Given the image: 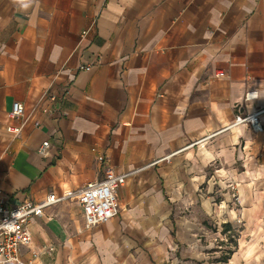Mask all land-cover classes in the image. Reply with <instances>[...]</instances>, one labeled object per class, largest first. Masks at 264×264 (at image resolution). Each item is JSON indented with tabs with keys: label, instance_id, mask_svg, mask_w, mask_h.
<instances>
[{
	"label": "crops",
	"instance_id": "0c3cea01",
	"mask_svg": "<svg viewBox=\"0 0 264 264\" xmlns=\"http://www.w3.org/2000/svg\"><path fill=\"white\" fill-rule=\"evenodd\" d=\"M249 90L258 97L246 101ZM16 100L20 133L5 129ZM260 108L264 0H0L9 198L75 193L104 177L100 154L131 171L104 223L87 228L75 196L34 216L23 264H209L207 223L224 234L264 223V129L231 126Z\"/></svg>",
	"mask_w": 264,
	"mask_h": 264
},
{
	"label": "built area",
	"instance_id": "2783aa9c",
	"mask_svg": "<svg viewBox=\"0 0 264 264\" xmlns=\"http://www.w3.org/2000/svg\"><path fill=\"white\" fill-rule=\"evenodd\" d=\"M86 31H83L85 34ZM82 68L91 69L92 65ZM51 100H57L58 95L48 92ZM258 97L257 90H249L245 94V100H254ZM49 112V108H43ZM264 108L256 111L239 114L231 126L245 124L253 131L259 132L264 129L262 113ZM57 112L58 109H57ZM11 122L5 124V129L14 133H20L25 123V104L16 100L9 111ZM39 124V121H37ZM52 143L49 139L42 142L39 152L43 155L48 153ZM98 159L104 166V177L100 180L86 182L75 193L72 190L64 191L61 195L50 192L39 201H35L24 193L23 199L13 201L0 186V264H23L20 249L22 246L30 247L33 241L31 227L32 218L37 215H45V210L63 201L67 197H77L83 207L85 226L91 228L104 223L119 215L122 211L118 196V190L125 185L131 171L118 172L110 164V160L103 154ZM74 194V195H73Z\"/></svg>",
	"mask_w": 264,
	"mask_h": 264
},
{
	"label": "rangeland",
	"instance_id": "374dc122",
	"mask_svg": "<svg viewBox=\"0 0 264 264\" xmlns=\"http://www.w3.org/2000/svg\"><path fill=\"white\" fill-rule=\"evenodd\" d=\"M210 228V232L206 235L204 229L198 230V237H201L203 246L206 249L203 252H207L209 264H222L216 262L227 250L232 249L231 258L226 261V264H264V223H247V225L238 224L235 228L224 234L222 230L217 229L214 223H207ZM209 240H205L206 238ZM207 238V239H208ZM207 241V242H205ZM237 242V244H236ZM223 245V248H219V245ZM234 248L237 253L234 252ZM205 247H199L198 251L204 250ZM218 251V252H214ZM226 255V254H225ZM194 264H208L202 259V255L198 254V257L194 258Z\"/></svg>",
	"mask_w": 264,
	"mask_h": 264
},
{
	"label": "trees",
	"instance_id": "16d2710c",
	"mask_svg": "<svg viewBox=\"0 0 264 264\" xmlns=\"http://www.w3.org/2000/svg\"><path fill=\"white\" fill-rule=\"evenodd\" d=\"M229 223H225V225H224V229L223 230H226V229H230V228H227L226 227V225H228ZM229 226H231L230 224H229ZM236 244H237V242H236ZM232 251V250H231Z\"/></svg>",
	"mask_w": 264,
	"mask_h": 264
}]
</instances>
